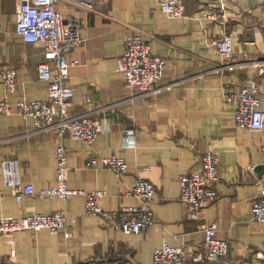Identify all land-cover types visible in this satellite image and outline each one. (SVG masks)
<instances>
[{"label":"crops","instance_id":"crops-1","mask_svg":"<svg viewBox=\"0 0 264 264\" xmlns=\"http://www.w3.org/2000/svg\"><path fill=\"white\" fill-rule=\"evenodd\" d=\"M161 0H95L89 9L58 0L65 16L81 22L84 40L67 54L65 84L72 89V112L96 108L93 116L105 123L92 143L66 137L67 185L89 192L102 189L104 209L138 203L124 194L138 178L151 181L154 222L139 233L125 234L101 217L87 215L84 195L66 199L27 194L18 202L0 174V218L63 209L66 227L0 233V264H154L153 251L168 242L190 249L204 243L201 227L217 224L218 237L229 243L225 256L202 264H264V223L251 214L253 196L264 186V128L252 130L234 122L235 105L224 100V88L236 91L245 78L259 86L264 109V7L260 0H184L185 14L169 17ZM16 0H0V72L13 67L16 88L10 102L44 99L47 83L38 74L41 43L25 42L14 33ZM212 9L214 18L200 16ZM224 32L233 37L232 69L221 67L211 41ZM138 33L152 51L165 58L161 93H143L125 86L116 71L127 34ZM4 86L0 76V100ZM128 137V141H126ZM58 136L37 131L32 120L13 112L0 113V163H16L21 184L37 190L56 182ZM219 155L217 198L200 213L188 216L179 201L178 177L198 168L201 155ZM90 152L125 158L128 172L85 166ZM252 164V170L247 166ZM176 236V239L173 236ZM201 264V263H200Z\"/></svg>","mask_w":264,"mask_h":264},{"label":"built area","instance_id":"built-area-1","mask_svg":"<svg viewBox=\"0 0 264 264\" xmlns=\"http://www.w3.org/2000/svg\"><path fill=\"white\" fill-rule=\"evenodd\" d=\"M16 22L14 33L25 42L43 45V60L38 64L39 77L47 83V96L44 99H20L10 102L8 93L17 85L16 72L13 67H4L1 82L4 97L0 100V113H17L24 120L31 119L37 131L55 130L58 136L56 146V182L53 186L35 189L30 183L21 184L15 161L4 160L0 163V174L4 184L13 188L14 196L20 202L24 195L33 194L47 198L66 199L75 194L84 195V211L87 215L101 217L104 222L125 234L139 233L154 222L155 187L145 178H138L128 186L124 194L135 197L138 203L115 209H104L99 198L105 190L89 192L69 188L67 185V149L62 140L66 137L83 140L92 144L103 132L105 123L93 116L96 108L83 112H72L73 92L65 84L70 65L78 63L77 59L68 60L67 54L78 46L84 37L81 35V22L77 18L67 17L58 8V0H16ZM92 9L95 0H70ZM102 1V0H101ZM223 7L225 0H211ZM264 7V0H260ZM160 9L169 17H181L185 14L184 0H161ZM200 16L214 18L212 9L201 10ZM211 45L220 57L221 67L232 69L233 37L224 32L214 38ZM165 58L155 54L148 42L138 33L127 34L124 38V50L117 60L116 71L125 82V86L138 93H161L168 85L163 83ZM224 100L234 103V122L236 125L252 130L264 127V109L260 108L261 98L258 83L252 78H245L236 91L226 86ZM126 137V141H128ZM86 167L107 168L117 175L128 172L125 158L119 154L99 155L90 152L85 161ZM253 165L247 166L252 170ZM220 179L219 155L205 151L201 155L198 168L185 172L178 177L179 201L186 208L188 216L198 219L204 208L217 198L216 183ZM252 217L264 223V186L253 196L250 206ZM66 227V214L63 209L50 213H29L23 216H3L0 218V233L16 230H38L46 228L52 233L60 232ZM217 224L201 227L204 243L201 248L190 249L184 245H172L164 242L153 251L154 264H202L225 256L229 249L227 240L218 237ZM176 239V236H173Z\"/></svg>","mask_w":264,"mask_h":264},{"label":"bare ground","instance_id":"bare-ground-1","mask_svg":"<svg viewBox=\"0 0 264 264\" xmlns=\"http://www.w3.org/2000/svg\"><path fill=\"white\" fill-rule=\"evenodd\" d=\"M263 128H264V127H263ZM263 128H262V129H263ZM262 129H261V130H262Z\"/></svg>","mask_w":264,"mask_h":264}]
</instances>
